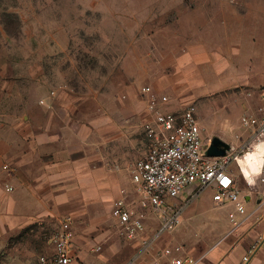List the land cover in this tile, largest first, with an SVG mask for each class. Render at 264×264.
Here are the masks:
<instances>
[{"label":"rangeland","instance_id":"obj_1","mask_svg":"<svg viewBox=\"0 0 264 264\" xmlns=\"http://www.w3.org/2000/svg\"><path fill=\"white\" fill-rule=\"evenodd\" d=\"M225 19L232 45L244 43L242 55L218 76L210 74L200 93L180 106H197L206 144L219 137L242 148L250 140L242 117L258 112L264 92V80L256 84L260 71L264 74V34L260 40L258 35L264 0H0V129L6 126L0 132V154L13 138L7 126L12 114L22 117L57 90L78 94L88 108L118 107L132 92L153 88L172 69L174 53L184 43L215 33L216 24ZM253 158L249 156L250 164L258 174L261 169ZM241 167L248 171L242 155L229 169L238 172ZM238 179L237 188L247 193L241 187L244 180ZM228 202L213 185L185 195L179 200L185 211L173 233L192 241L209 234L206 240L215 241L213 233L223 216L231 219L233 212L220 207ZM63 229L38 223L0 239V264H39V257L52 248V237ZM110 234L125 242L114 218ZM175 246L184 252L183 243Z\"/></svg>","mask_w":264,"mask_h":264},{"label":"crops","instance_id":"obj_2","mask_svg":"<svg viewBox=\"0 0 264 264\" xmlns=\"http://www.w3.org/2000/svg\"><path fill=\"white\" fill-rule=\"evenodd\" d=\"M258 26L260 40L264 22ZM232 44L225 19L216 24L215 33L184 43L174 53L172 69L157 78L153 88L147 86L151 91L132 92L118 107L88 108L78 94L57 90L47 94L39 107L26 109L22 117L12 114L7 126L13 138H8L5 153L0 154V239L19 235L38 223L59 225L73 232L71 264H125L137 254L160 229L156 213L148 208L145 229L135 238L123 237L125 242L110 234V224L115 202L133 206L138 195L132 171L149 149L145 131L155 125L148 100L152 94H169L163 109L181 113L180 105L200 93L198 88L210 74L218 76L242 55L244 43ZM257 80L256 84L262 83L263 71ZM253 159L260 170L264 158ZM232 174L248 183L245 186L241 181L247 191L242 193L246 211L239 212L231 201L220 207L233 212L237 224L223 216L212 242L206 240L209 234L195 241L176 236L177 227L163 232L135 264H173L174 259H189L187 264H264V186L257 188L249 169L241 167ZM193 192L196 187L180 199ZM177 243L184 244V252ZM51 247L45 254L54 253Z\"/></svg>","mask_w":264,"mask_h":264},{"label":"built area","instance_id":"obj_3","mask_svg":"<svg viewBox=\"0 0 264 264\" xmlns=\"http://www.w3.org/2000/svg\"><path fill=\"white\" fill-rule=\"evenodd\" d=\"M237 4L241 0H223ZM144 92L151 91L145 87ZM167 95L152 94L148 100V109L153 113L155 125L146 129L150 141L149 149L134 165L132 179L139 195L138 203L126 206L122 201L115 202L112 217L122 235L135 238L145 229L146 210L151 208L158 216L161 226L153 237L156 240L163 232L173 231L181 222L184 210L179 201L190 186L198 189L213 185L222 199L234 202L236 209L244 213L243 194L237 188V181L229 167L242 155L249 162V172L257 182L264 183V168L257 178L249 156L262 145L264 150V94L258 112L242 117V124L250 131V140L242 148L230 146L222 156H209L203 140V131L199 123L198 108L188 104L181 113L170 112L162 105L168 103ZM264 158V156H263ZM8 189L12 188L8 186ZM197 189V190H198ZM231 220L237 224L234 214ZM73 232L63 229L52 237L53 254H43L39 264H71ZM146 240L142 249L125 264H135L138 256L152 245ZM101 249V246L96 248ZM248 260V256L244 258ZM189 259H174L173 264H187ZM110 264V263H107Z\"/></svg>","mask_w":264,"mask_h":264},{"label":"water","instance_id":"obj_4","mask_svg":"<svg viewBox=\"0 0 264 264\" xmlns=\"http://www.w3.org/2000/svg\"><path fill=\"white\" fill-rule=\"evenodd\" d=\"M230 145L219 137H214L207 147V154L209 156H222L227 153Z\"/></svg>","mask_w":264,"mask_h":264},{"label":"bare ground","instance_id":"obj_5","mask_svg":"<svg viewBox=\"0 0 264 264\" xmlns=\"http://www.w3.org/2000/svg\"><path fill=\"white\" fill-rule=\"evenodd\" d=\"M250 155L251 156H254V157H261V158H263V156H264L263 146L262 145L258 146L257 147V150L254 153L250 154ZM263 168H264V162H263V164L261 166V169H263Z\"/></svg>","mask_w":264,"mask_h":264}]
</instances>
